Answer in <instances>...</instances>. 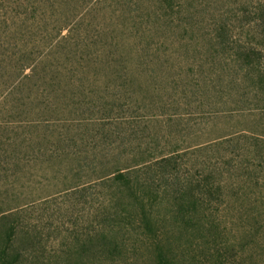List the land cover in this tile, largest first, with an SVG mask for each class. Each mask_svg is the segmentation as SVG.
I'll use <instances>...</instances> for the list:
<instances>
[{"label":"trees","instance_id":"1","mask_svg":"<svg viewBox=\"0 0 264 264\" xmlns=\"http://www.w3.org/2000/svg\"><path fill=\"white\" fill-rule=\"evenodd\" d=\"M0 264H264V0H0Z\"/></svg>","mask_w":264,"mask_h":264},{"label":"rangeland","instance_id":"2","mask_svg":"<svg viewBox=\"0 0 264 264\" xmlns=\"http://www.w3.org/2000/svg\"><path fill=\"white\" fill-rule=\"evenodd\" d=\"M245 84L243 86H245ZM244 90L245 88H238V91ZM238 122L241 123V126L248 125L247 121L242 123V118L238 119ZM238 122L236 121V123ZM220 124L222 126L224 125L223 122ZM209 130L210 129H207L208 132L206 134H210ZM198 138H200L198 141L204 140L203 137ZM48 192L49 190L45 193L47 194ZM40 193L41 191H37L35 186H32L29 188L28 192L23 191L21 196L23 198L29 197V200H31V208L29 209L31 228L39 233L41 232L45 243L44 253L48 258H52L57 254H62L71 249L74 242L78 240L79 235H82L81 237L84 238L85 233H91L95 224L94 202H92L91 197V202L83 201L78 204L75 210L71 207L73 216L70 217L67 215V208H69L70 200L66 197L59 196L57 199L47 204H42V201L39 202V200L33 202V199H36ZM78 232H80V234L75 235ZM142 249L144 251L143 257H145V259H143L144 262L148 257V250H146L144 246H142Z\"/></svg>","mask_w":264,"mask_h":264}]
</instances>
